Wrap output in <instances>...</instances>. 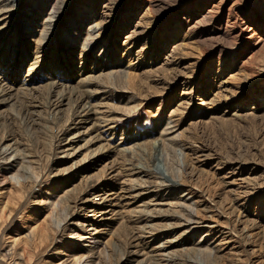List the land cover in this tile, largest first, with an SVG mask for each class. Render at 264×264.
Wrapping results in <instances>:
<instances>
[{
    "label": "rangeland",
    "instance_id": "obj_1",
    "mask_svg": "<svg viewBox=\"0 0 264 264\" xmlns=\"http://www.w3.org/2000/svg\"><path fill=\"white\" fill-rule=\"evenodd\" d=\"M11 4L0 264H264V0Z\"/></svg>",
    "mask_w": 264,
    "mask_h": 264
},
{
    "label": "bare ground",
    "instance_id": "obj_2",
    "mask_svg": "<svg viewBox=\"0 0 264 264\" xmlns=\"http://www.w3.org/2000/svg\"><path fill=\"white\" fill-rule=\"evenodd\" d=\"M18 2V0H10V3H12L11 5L13 6V7H15V5H16V3ZM7 4H8V2H7ZM10 5V4H9ZM54 8V7H53ZM55 10V9H54ZM52 12V11H51ZM52 18V17H51ZM92 29V28H91ZM91 35V34H90ZM114 67H118L116 70L117 71H115V72H112L114 75H115V77H118V79L119 78H121V73L123 72V70L121 69L120 70V67H122L120 64H116V65H114ZM113 75V76H114ZM124 78V77H123ZM0 80H2L1 79V77H0ZM22 84H25V83H22ZM21 84V85H22ZM49 86V85H48ZM51 87V86H50ZM53 87H55L54 85H53ZM57 87V86H56ZM82 87V86H81ZM49 88V87H48ZM11 87H8V88H5V86H4V83H2V81H0V108L1 107H5L7 104H9V103H11L12 101H14V103H19V104H17V107L19 108V110H22V114L24 115V116H27L28 115V111L29 110H27V105H25V104H27L26 102H23V104L21 103V101L19 100V99H14L13 98V96H12V93L10 92L11 90ZM58 89V88H57ZM122 89H123V87H122ZM20 90L21 89H19V90H15L14 92H16V91H18V92H20ZM50 90H51V88H50ZM22 91V90H21ZM23 91H27V90H23ZM53 91V90H52ZM63 92H65V91H62L61 93H63ZM79 92V93H78ZM77 92V94H76V91H75V94H76V96H77V100H75V104H76V106H78V108L80 109L81 107H82V109L85 111V113H84V116H83V118H81V120L79 121V122H81V121H87V120H89V119H91L90 118V116H91V114H94V113H96L97 114V112H96V110H95V112L94 111H92V108L91 107H89V105H87L86 106V104H87V102L85 101L84 102V97L82 96L85 92L84 91H78ZM67 93H69V92H67ZM57 94V93H56ZM74 94V93H73ZM24 96V95H23ZM86 97V96H85ZM23 98H25V99H27L26 98V96H24ZM59 99L60 100H58V104H61L66 98H65V95H63V94H61L60 96H59ZM32 102V101H31ZM48 103H50L49 101H48ZM33 104V103H32ZM12 105H14L13 103H12ZM11 105V106H12ZM14 107V106H13ZM31 107V106H30ZM88 108H90L89 109V111H88ZM27 111V112H26ZM76 111V110H75ZM19 112H21V111H19ZM95 139H96V137H95ZM97 140H98V138H97ZM92 142V141H91ZM163 142V141H162ZM161 142V144H158V146H164L163 145V143ZM89 143H90V140H89ZM163 148V147H162ZM104 149V148H103ZM110 149V148H109ZM103 150V153H96L95 155V159H96V161L95 162H98V160L100 159V157H102V156H106L107 154H108V152H115L114 151V149H112V151L111 150ZM10 150V148H3L2 149V154L4 155V154H6L7 155V153H8V151ZM102 150V149H101ZM12 151H14V150H12ZM120 151V153L121 152H125V150H119ZM105 154V155H104ZM125 154V153H124ZM133 155V154H132ZM5 156V155H4ZM10 158H17L16 157V155L15 154H13L12 156H10ZM14 160V159H13ZM15 161V160H14ZM13 161V162H14ZM12 166V165H11ZM131 166V165H130ZM150 168V167H149ZM137 171V170H136ZM139 171V170H138ZM134 173V172H133ZM147 173V172H146ZM141 174V173H140ZM143 174H145V172H143ZM17 179V178H16ZM13 181H15V180H13ZM16 182V181H15ZM136 182V181H135ZM162 182H164V181H162ZM138 183V182H137ZM162 184V183H161ZM174 184V183H173ZM173 184H170L169 186H168V188L169 187H171ZM126 192V191H125ZM112 193V192H111ZM115 193V192H114ZM112 193L111 194V197L113 196L114 198H112V201H109V203L110 204H113V205H116V202H120L121 200H123V197H124V194H123V192H121L120 191V193ZM91 256V255H90ZM92 257V256H91ZM88 258H90V257H88ZM88 264V263H87Z\"/></svg>",
    "mask_w": 264,
    "mask_h": 264
}]
</instances>
